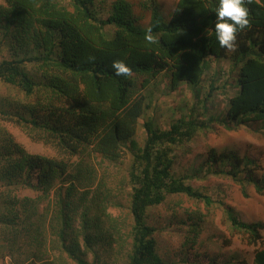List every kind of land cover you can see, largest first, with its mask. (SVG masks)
<instances>
[{
	"label": "trees",
	"instance_id": "1",
	"mask_svg": "<svg viewBox=\"0 0 264 264\" xmlns=\"http://www.w3.org/2000/svg\"><path fill=\"white\" fill-rule=\"evenodd\" d=\"M245 4L250 24L226 49L214 31L218 0H177L171 9L150 0L141 5L150 13L148 25L131 0H1L0 43L9 58L0 62V80L16 95L0 98V117L37 133L55 151L53 157L31 153L0 127V228L13 254L33 264H192L162 256L149 213L170 195L212 204L187 184V176L174 172L176 147L214 124L264 126V0ZM115 60L125 61L132 75H115ZM223 61L230 64L228 80L222 86L220 78L212 81L201 100L205 72ZM163 76L170 93L184 86L204 111L220 87L234 93L218 115L202 116L193 107L163 127L147 115L145 93ZM144 116L146 138L140 143ZM126 153L128 172L114 183L109 171L126 161ZM98 158L113 167L100 172ZM254 163L232 150L212 149L199 172L206 168L263 190L264 181L250 173ZM29 190L37 197L21 196ZM51 194L53 210L41 212L40 202ZM119 196L126 198L130 226L108 212L124 206ZM225 213L231 228L257 246L264 225L242 221L230 207ZM174 219L195 234H188L185 247L196 244L200 224ZM253 264H264V247L254 252Z\"/></svg>",
	"mask_w": 264,
	"mask_h": 264
},
{
	"label": "rangeland",
	"instance_id": "2",
	"mask_svg": "<svg viewBox=\"0 0 264 264\" xmlns=\"http://www.w3.org/2000/svg\"><path fill=\"white\" fill-rule=\"evenodd\" d=\"M149 1L131 0L136 14L145 17L142 21L145 25L150 22V13L141 5L148 4ZM157 1L165 9H171L174 8L177 0ZM4 58H9V55L7 48H3L0 43V62ZM228 69H230L229 62L211 63L205 72L204 88H202V95H200L201 100L212 81L220 78L218 84L222 86L228 80ZM224 72L226 74L223 76ZM167 81L168 77L163 76L154 82L155 86H151L145 91L150 101L147 115L163 127H168L169 123L180 118L183 114L190 115L193 107L197 108L202 116L204 114L206 117L218 115L225 110L224 98L227 95L232 96L234 93V90L231 89H227L225 93V90L220 87L215 91L213 97L208 99V111H204L202 101L192 96L184 86L170 93ZM15 95L16 92L13 88L0 80V98L14 97ZM146 119L147 116H144L139 121L137 139L140 143H143L146 138L144 128ZM0 127H6L15 139L31 153L55 156L53 148L36 139L37 133L23 130L13 123L5 122L2 117H0ZM231 128L226 129L224 126L214 124L207 132L200 133L194 140L175 148L174 172L179 177L187 176V184L209 196L212 204L208 205L204 200H194L184 195H170L162 205L150 210V224L159 229L155 236L159 241L160 253L169 261L172 260L177 263L181 258H184L190 260L192 264H194V259L200 263L204 259V264H208L210 260L216 264H253L254 252L264 247V229L261 230V240L257 246H250L247 235L231 228L225 213L226 208L230 207L235 210L242 221L260 222L264 225V189L258 190L252 183L239 182L232 176L211 173L206 168L199 172V168L212 149L218 153L232 150L237 152L241 158L253 159L255 163L251 167L250 173L264 181V126L254 123L250 126L242 125L240 127H233L232 125ZM126 155L124 163L109 171L110 173L113 172L115 176L114 183L121 181L128 172L131 157L128 153ZM95 163L100 172L107 166L113 167L101 158H98ZM37 195L31 190L21 193V196L29 198H36ZM49 200L54 202L53 194L49 199L40 202L41 212L47 207L53 210L52 204L49 206ZM118 200L124 206L122 207L121 204L114 205L108 212L117 218H121V220L126 218V224L130 226L131 219L127 210L126 198L119 196ZM52 212H50V218ZM175 215L178 216L179 221L192 219L200 224L201 231L196 244L190 241L192 246L185 247L184 243L188 234L190 233V236L195 234L191 233L186 225H176ZM2 229L3 227L0 228V264H33L30 260L24 261L25 257L19 253L13 254L11 244L9 240H5V233ZM233 257H236L237 260H232ZM36 264L40 263L36 262Z\"/></svg>",
	"mask_w": 264,
	"mask_h": 264
},
{
	"label": "clouds",
	"instance_id": "3",
	"mask_svg": "<svg viewBox=\"0 0 264 264\" xmlns=\"http://www.w3.org/2000/svg\"><path fill=\"white\" fill-rule=\"evenodd\" d=\"M214 14V31L218 44L222 48L233 49L238 32L250 24L245 0H218ZM111 67L117 76L132 75L131 68L123 60L113 61Z\"/></svg>",
	"mask_w": 264,
	"mask_h": 264
}]
</instances>
